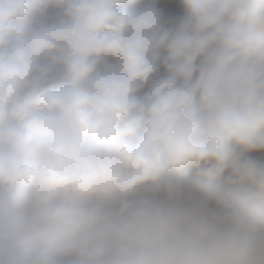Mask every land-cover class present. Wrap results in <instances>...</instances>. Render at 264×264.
Returning <instances> with one entry per match:
<instances>
[{"label": "clouds", "instance_id": "clouds-1", "mask_svg": "<svg viewBox=\"0 0 264 264\" xmlns=\"http://www.w3.org/2000/svg\"><path fill=\"white\" fill-rule=\"evenodd\" d=\"M0 264H264V0H0Z\"/></svg>", "mask_w": 264, "mask_h": 264}, {"label": "trees", "instance_id": "trees-1", "mask_svg": "<svg viewBox=\"0 0 264 264\" xmlns=\"http://www.w3.org/2000/svg\"><path fill=\"white\" fill-rule=\"evenodd\" d=\"M252 155H254V156H258V155H260L259 153H253Z\"/></svg>", "mask_w": 264, "mask_h": 264}]
</instances>
